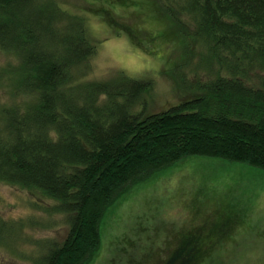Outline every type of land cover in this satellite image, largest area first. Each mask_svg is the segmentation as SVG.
I'll use <instances>...</instances> for the list:
<instances>
[{"label": "trees", "instance_id": "1", "mask_svg": "<svg viewBox=\"0 0 264 264\" xmlns=\"http://www.w3.org/2000/svg\"><path fill=\"white\" fill-rule=\"evenodd\" d=\"M175 2L232 78L201 83L205 96L153 112L148 80L83 84L96 46L82 21L58 25L62 10L52 0H0V49L20 55L24 89L37 97L22 111H0V183L40 190L70 221L62 243L37 264H89L107 209L182 158L264 171V0ZM257 72L260 86L243 81ZM14 227L0 217V234ZM202 239L185 235L166 264H202L203 249L212 245Z\"/></svg>", "mask_w": 264, "mask_h": 264}, {"label": "rangeland", "instance_id": "2", "mask_svg": "<svg viewBox=\"0 0 264 264\" xmlns=\"http://www.w3.org/2000/svg\"><path fill=\"white\" fill-rule=\"evenodd\" d=\"M52 1L62 10L58 25L82 21L96 46L83 84L148 80V110L157 112L205 96L201 83L232 78L175 0L177 19L167 0ZM23 71L16 51L0 49V111L37 101L24 89ZM257 74L243 81L258 87L263 73ZM58 206L40 190L0 183V217L15 222L0 234V264H37L60 245L70 221ZM99 230L100 248L89 264H166L194 232L212 244L202 264H264V171L182 158L132 185L107 209Z\"/></svg>", "mask_w": 264, "mask_h": 264}]
</instances>
